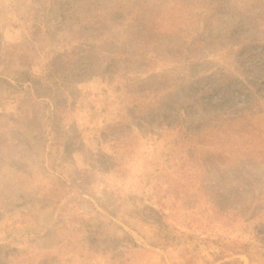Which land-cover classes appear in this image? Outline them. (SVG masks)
Listing matches in <instances>:
<instances>
[{"label": "rangeland", "instance_id": "374dc122", "mask_svg": "<svg viewBox=\"0 0 264 264\" xmlns=\"http://www.w3.org/2000/svg\"><path fill=\"white\" fill-rule=\"evenodd\" d=\"M0 78V264H264V0H0Z\"/></svg>", "mask_w": 264, "mask_h": 264}, {"label": "trees", "instance_id": "16d2710c", "mask_svg": "<svg viewBox=\"0 0 264 264\" xmlns=\"http://www.w3.org/2000/svg\"><path fill=\"white\" fill-rule=\"evenodd\" d=\"M54 41L56 42V37H54ZM52 47H56V45H54V46H52ZM58 48L59 49H57V51H59V52H61V53H66L68 50H69V48L67 47V48H62V47H59L58 46ZM114 61H115V58H113V60H112V63H114ZM115 68H116V64H115ZM19 78L20 77H18L17 79L18 80H16V81H18V82H20L19 81ZM30 79V78H29ZM0 80H1V78H0ZM15 80V79H14ZM36 96H35V98L37 99V100H39V99H41V98H45V97H47L48 95L47 94H45V93H39V92H36Z\"/></svg>", "mask_w": 264, "mask_h": 264}]
</instances>
